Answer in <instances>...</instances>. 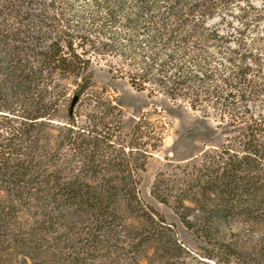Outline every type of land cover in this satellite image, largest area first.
I'll return each mask as SVG.
<instances>
[{"label":"trees","instance_id":"16d2710c","mask_svg":"<svg viewBox=\"0 0 264 264\" xmlns=\"http://www.w3.org/2000/svg\"><path fill=\"white\" fill-rule=\"evenodd\" d=\"M75 1L0 0V264H264V114L248 108L264 102V61L261 40H246L264 9L246 1L235 40L211 21L236 0H88L83 12ZM109 56L136 90L204 116L212 105L233 128L151 189L206 253H183L175 225L140 196L164 136L146 114L124 133L97 79ZM242 224L258 239L225 232Z\"/></svg>","mask_w":264,"mask_h":264},{"label":"rangeland","instance_id":"374dc122","mask_svg":"<svg viewBox=\"0 0 264 264\" xmlns=\"http://www.w3.org/2000/svg\"><path fill=\"white\" fill-rule=\"evenodd\" d=\"M246 1H250L258 9H264V0H236L231 8L218 13L211 23H220L221 32L231 34L233 39L237 40V31L240 27L238 13L240 8L247 3ZM75 2L77 10L82 12L88 6V0H76ZM82 20L88 24V21H90L89 14L85 12ZM78 21L79 17H75L74 23L78 24ZM118 32L121 31L118 30ZM106 36L107 38L109 37V32L103 34L104 38ZM246 37L251 46L255 45L253 42L257 39L261 40L260 44H256L257 48L255 47V49L262 51V59L264 61V20L259 22L256 27L249 28ZM232 46L236 47L237 44L233 42ZM107 61L117 64L119 59L109 56L107 60H101L98 65L97 79L100 84L107 85L109 93L117 98L119 107L125 114L124 133H130L138 118L146 114L152 125L164 136L160 147L153 150L149 156L146 171L142 173L143 180L140 185L142 200L145 204L164 215L170 224L175 225L173 229H175L178 242L185 248L183 253H206L204 249H212L211 246L186 230L172 208L158 201L152 195L151 189L160 172L169 173L175 170L177 165L192 164L200 158L204 151L223 143L228 134L233 132V128L219 126L218 109L213 108L212 105L208 116H204L202 112L194 111L189 106H179L180 100L174 103L169 99H165L161 94L150 96L148 91L136 90L127 78L119 75L114 76V73L109 71V62ZM225 64L226 62L221 59L214 63L213 66L222 69ZM185 67L202 76L200 68L195 64L188 62ZM248 108L255 116L264 114L263 101L249 102ZM116 148L119 149V146L116 145ZM129 151V149H126L127 153ZM248 228V225L242 224L233 228H226L225 232L229 236L234 232H239L241 242L248 245L250 241L258 239V235L252 234ZM202 259L207 264H220L216 260ZM230 264L236 263L232 262Z\"/></svg>","mask_w":264,"mask_h":264}]
</instances>
